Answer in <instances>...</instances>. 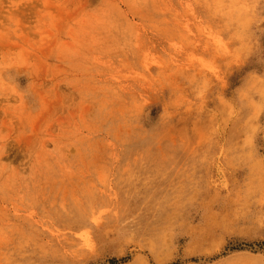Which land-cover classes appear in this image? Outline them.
<instances>
[{
	"label": "rangeland",
	"instance_id": "obj_1",
	"mask_svg": "<svg viewBox=\"0 0 264 264\" xmlns=\"http://www.w3.org/2000/svg\"><path fill=\"white\" fill-rule=\"evenodd\" d=\"M0 264H264V0H0Z\"/></svg>",
	"mask_w": 264,
	"mask_h": 264
}]
</instances>
